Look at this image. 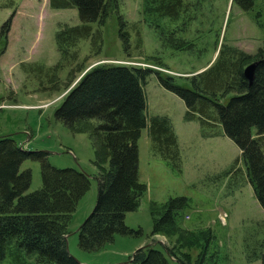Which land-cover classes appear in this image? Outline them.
Wrapping results in <instances>:
<instances>
[{
    "label": "rangeland",
    "instance_id": "obj_1",
    "mask_svg": "<svg viewBox=\"0 0 264 264\" xmlns=\"http://www.w3.org/2000/svg\"><path fill=\"white\" fill-rule=\"evenodd\" d=\"M12 1L0 0V32L14 13L7 32V47L0 57V137L10 134L25 150L46 151L50 165L80 169L90 175V188L80 198L68 225L70 254L85 264H132L130 256L139 247L152 244L161 250L172 247L195 264L202 248L192 241L186 230L152 232L153 202L157 207L170 197L186 196L189 204L182 227L195 231L210 228L214 236L209 251L215 253L219 264H263L264 208L247 178L240 148L223 133L220 125L216 126V135L203 136L199 119H185L184 100L162 86L155 74L148 77L144 87L148 121L156 114L171 118L181 151V170H173L166 160L155 154L149 124L144 127L138 139L139 175L148 190L138 208L125 217L128 226L141 229L142 233L116 234L114 240L101 249L84 250L79 244L78 229L93 211L99 195V167L95 163L92 136L95 121L86 124V131H79L57 118L55 111L67 90L79 79L82 73L77 71L79 66L86 69L100 63H119L153 67L174 75L179 83L185 84L187 76L204 70L215 60L222 43L235 45L250 54L257 53L259 48H264V28L257 23L255 13L260 10L264 14V0H257L254 8L247 11L232 0H186L193 3L196 13L175 36L192 42L190 49L172 48L143 21L142 0H117L120 9L110 14L101 28L102 51L92 50L91 37L82 39L78 61L62 66L56 76H52L50 68L61 58L56 33L64 24L80 23L78 8H52L49 0ZM118 14L123 15L130 27L136 23L140 28L142 40L136 45L137 32L132 28L130 53L125 51L119 35ZM180 24L183 25L175 23L178 27ZM99 27L93 24L94 31ZM2 38L0 43H3ZM157 58L164 65L154 64ZM72 67L76 75L70 74ZM81 125L84 127L85 123ZM21 169L32 171L29 192L42 187L39 160L28 158ZM227 170L231 172L227 174ZM186 240L191 241L185 244ZM34 261L27 259L25 263ZM0 264L17 262L10 263L6 259ZM173 264L180 263L174 261Z\"/></svg>",
    "mask_w": 264,
    "mask_h": 264
},
{
    "label": "trees",
    "instance_id": "obj_2",
    "mask_svg": "<svg viewBox=\"0 0 264 264\" xmlns=\"http://www.w3.org/2000/svg\"><path fill=\"white\" fill-rule=\"evenodd\" d=\"M256 1L232 0V3L247 11L254 8ZM49 3L52 8L77 7L80 16L79 24H64L56 33L61 58L50 67L52 76H56L62 66L78 61L82 39L91 37L92 50L102 51L101 28L110 14L118 12L120 4L117 0H49ZM194 13L193 3L186 0H142L141 3L143 21L174 49L193 47L192 42L175 34L194 19ZM13 15L0 32L3 37L0 57L7 47V32ZM263 15L260 10L255 13L262 28ZM117 20L124 49L130 53L132 28L138 33L135 45L142 40L140 28L136 23L130 27L121 14ZM179 22L183 25L178 27L175 23ZM94 23L100 26L95 31ZM154 61L156 65H164L158 58ZM252 62L256 65L253 78L249 79L245 68ZM86 69L79 66L77 71L82 72L79 79L69 86L55 111L57 118L79 131H86V124L95 121L92 136L95 163L99 167V195L93 211L78 229L79 244L84 250H99L113 241L116 234L142 233L141 229L128 226L125 217L129 211L138 208L148 190L139 175L138 139L144 127L149 124L155 154L166 160L173 170H181V151L171 118L156 114L148 121L144 87L151 74L184 100L185 119L198 118L203 136L216 135V126H222L223 133L240 148L247 178L264 208V48L250 54L235 45L222 43L215 60L204 70L187 76L185 84L179 83L172 74L147 66L100 63ZM75 73L76 69L72 67L70 74ZM28 158L42 164L43 185L32 192L28 191L32 171L21 169ZM229 172L231 170H227V174ZM90 185V175L84 170L54 167L47 162L46 151L25 150L12 135H2L0 263L9 259L10 263L15 260L17 264H26L29 259L35 260L33 264H85L70 254L67 234L71 214ZM188 200L186 196H174L157 207L153 202L152 232L186 230L192 241L202 248L195 264H219L215 253L209 251L214 236L211 229L195 231L182 227ZM174 261L192 264L189 257L174 248L161 250L152 244L139 247L130 256L132 264H173Z\"/></svg>",
    "mask_w": 264,
    "mask_h": 264
},
{
    "label": "water",
    "instance_id": "obj_3",
    "mask_svg": "<svg viewBox=\"0 0 264 264\" xmlns=\"http://www.w3.org/2000/svg\"><path fill=\"white\" fill-rule=\"evenodd\" d=\"M255 65H256V62H252L251 64H249V65L245 68L246 76H247L249 79H252V78H253Z\"/></svg>",
    "mask_w": 264,
    "mask_h": 264
},
{
    "label": "bare ground",
    "instance_id": "obj_4",
    "mask_svg": "<svg viewBox=\"0 0 264 264\" xmlns=\"http://www.w3.org/2000/svg\"><path fill=\"white\" fill-rule=\"evenodd\" d=\"M226 216V215H225Z\"/></svg>",
    "mask_w": 264,
    "mask_h": 264
},
{
    "label": "built area",
    "instance_id": "obj_5",
    "mask_svg": "<svg viewBox=\"0 0 264 264\" xmlns=\"http://www.w3.org/2000/svg\"><path fill=\"white\" fill-rule=\"evenodd\" d=\"M225 217V216H224Z\"/></svg>",
    "mask_w": 264,
    "mask_h": 264
}]
</instances>
